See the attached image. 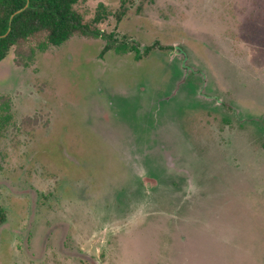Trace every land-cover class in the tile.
Instances as JSON below:
<instances>
[{"label": "rangeland", "instance_id": "rangeland-1", "mask_svg": "<svg viewBox=\"0 0 264 264\" xmlns=\"http://www.w3.org/2000/svg\"><path fill=\"white\" fill-rule=\"evenodd\" d=\"M74 8L0 60V264H264V0Z\"/></svg>", "mask_w": 264, "mask_h": 264}, {"label": "trees", "instance_id": "trees-1", "mask_svg": "<svg viewBox=\"0 0 264 264\" xmlns=\"http://www.w3.org/2000/svg\"><path fill=\"white\" fill-rule=\"evenodd\" d=\"M79 0H0V60L13 45L20 47L34 39L40 48L59 45L72 35L98 36L99 30L85 21L74 5ZM96 15L93 22L100 21ZM138 53V49L133 47ZM8 109V102L0 100V111ZM8 115H1L0 130ZM4 210L0 208V223Z\"/></svg>", "mask_w": 264, "mask_h": 264}, {"label": "crops", "instance_id": "crops-1", "mask_svg": "<svg viewBox=\"0 0 264 264\" xmlns=\"http://www.w3.org/2000/svg\"><path fill=\"white\" fill-rule=\"evenodd\" d=\"M258 149H261V152L264 153V146H262L261 148H258Z\"/></svg>", "mask_w": 264, "mask_h": 264}]
</instances>
